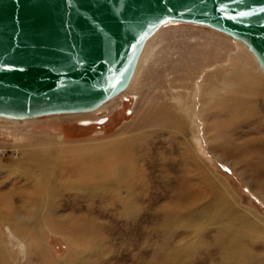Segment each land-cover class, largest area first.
<instances>
[{"label": "rangeland", "instance_id": "obj_1", "mask_svg": "<svg viewBox=\"0 0 264 264\" xmlns=\"http://www.w3.org/2000/svg\"><path fill=\"white\" fill-rule=\"evenodd\" d=\"M178 97L182 108L176 102ZM239 98L246 105L254 102L257 110L244 121L219 128L226 132L223 142L226 140L230 147L227 155L219 147L218 137L212 136V125L233 113ZM226 104L227 110L223 108ZM165 110L178 115L184 127L179 130L156 120L147 121L150 111L162 116ZM217 110L223 112L217 114ZM195 116L201 118L198 128L191 124ZM100 118L105 119L97 123ZM139 119L147 125L142 130L140 125L132 127ZM83 120L91 122L81 124ZM257 125L264 128V74L246 46L208 26L191 22L165 25L147 41L127 89L98 109L27 120L0 117V195L6 199L8 188L20 182L23 186L21 179L50 171V166L60 162L75 160V166L83 167L81 164L88 159L86 152L103 146L113 152L122 147L115 140L126 135L137 141L142 137L145 148L148 145L150 149L142 182L129 180L131 175H118L120 184L115 180L118 185L104 194L97 189L96 195L82 198L70 188L57 185L54 191L44 194H51L55 199L52 204H23L18 195L22 186L17 184L19 188L15 186L10 197L13 208L19 207V214L25 216L27 223L41 225L12 227L0 220V264H42L38 257L41 247L54 261H77L75 264H264V169H249L234 149L244 138L264 136V129ZM144 146H137V152L130 151L137 155V164L145 157ZM78 154L85 155L81 157L83 162L80 158L76 161ZM191 161L202 170L199 179L221 184L232 198L229 206L240 211L242 217L233 219L237 225L228 230L229 236L218 228L224 222L221 214L229 208L217 204L219 199L211 203L205 183L192 171ZM187 186L202 188L204 194L193 204L180 206L179 197ZM25 193L26 196L31 192ZM116 193L137 204L135 213H124V204L115 197ZM193 196L188 194L186 198L191 200ZM33 210L36 221L29 217ZM86 213L89 222H99L102 228V235L93 241V246L78 243L72 247L66 237L45 227L46 214L60 223ZM58 217L64 220L59 221ZM31 228L42 231L43 238L37 246L31 239Z\"/></svg>", "mask_w": 264, "mask_h": 264}, {"label": "water", "instance_id": "obj_2", "mask_svg": "<svg viewBox=\"0 0 264 264\" xmlns=\"http://www.w3.org/2000/svg\"><path fill=\"white\" fill-rule=\"evenodd\" d=\"M171 20L242 41L264 72V0H0V116L97 108Z\"/></svg>", "mask_w": 264, "mask_h": 264}, {"label": "bare ground", "instance_id": "obj_3", "mask_svg": "<svg viewBox=\"0 0 264 264\" xmlns=\"http://www.w3.org/2000/svg\"><path fill=\"white\" fill-rule=\"evenodd\" d=\"M175 22H185V21H176V20L173 21V20H171V21H168L167 23L163 24L149 38H147L143 48L145 47L147 41L158 30H160L165 25L172 24V23H175ZM196 24H199V23H196ZM199 25H203V24H199ZM204 26H207V25H204ZM233 39H235V38H233ZM235 40H238V39H235ZM243 44L245 45V43H243ZM143 48H142V50L140 52V55L138 57V60H137L133 75L135 73L139 58H140L141 53L143 51ZM246 48H247V46H246ZM249 52H251V51L249 50ZM251 54L253 55L252 52H251ZM254 58H255V56H254ZM255 60H256V58H255ZM256 62H257V60H256ZM257 64L259 66L258 62H257ZM259 68H260V66H259ZM260 70L262 71L261 68H260ZM263 74H264V72H263ZM133 75H132L128 85L130 84V82H131V80L133 78ZM128 85L120 93H118L117 95H114L113 97L109 98L108 100H106L105 102H103L101 105H99L97 108H95L93 110H90V111H78V112H68V113H65V114H76V113L92 112V111L98 109L100 106H102V105L108 103L109 101L113 100L114 98L119 96L121 93H123L127 89ZM239 89L237 88V90H239ZM252 91H253V89H252ZM250 97H251V95H250ZM176 102H177V104H178V106L180 108L183 107L182 101H181V99L179 97L176 99ZM224 102H226V101H224ZM229 102H231V101H229ZM253 103H252V105H246V104H244L243 100L241 98H239L238 99V107L233 110L234 111L233 113L228 114V116L225 119L217 120L214 125L211 124L213 126V129L211 130L212 131L211 134H212V136L216 135L218 137V145H219V147H221L223 149L224 154L228 155L230 153V149H229L230 147H229V144L226 142V140L223 142V140L226 137L225 130L223 129V131L222 130L220 131L219 128H222L223 126H225V129H226V128H228V126L235 125L234 122H236V121H241V120L244 121L245 119H248L253 114L252 112H254V110L256 109V107H255V105H253ZM227 104L223 105L224 109L228 108ZM236 105H237V103H236ZM190 107H192V106H190ZM220 107L221 106H219V108ZM195 108H196V105L193 106L192 109H191L192 110V114H194L193 112H195ZM220 111H222V110H217V114H221ZM150 112L147 113V121L148 122H152V121L156 120V121H159L163 125L165 123L167 125V127H170V128H173V129H179V130H180V127H184L182 121H180V117H178V115H176V114H173L172 112H169V111L165 110V111L162 112V116L154 115V113L152 114ZM56 114H59V113H56ZM259 114H261V113H259ZM237 116H238V118H236ZM0 117L1 118H6V119H15V120H27V119L35 118V117L9 118V117H3V116H0ZM214 117H216V116H214ZM221 118H223V117L221 116ZM104 119L105 118H100V119L96 120V122L97 123L102 122ZM200 120H201V118H199V117L196 118V116H195V118L191 119V121H192L191 124H194L196 126V128H198V126L201 123ZM144 121L145 120H142V119L140 120L139 119V120H137V122L135 121L132 124V127H133L134 124L135 125H140L141 126L140 129L142 130L145 127V125H146V124H144L145 123ZM90 122H91L90 120L80 121L81 124H90ZM177 127H179V128H177ZM260 127H259V129H260ZM128 128H130V126ZM255 129H256V127H255ZM261 129H264V128L261 127ZM260 131L262 132V130H260ZM126 136L127 137H124L123 139L119 138V139L115 140L116 141L115 143L116 144L119 143L122 147H118L115 151H113L114 153L112 151H108V149L105 148L106 146H103V148L98 149V151H93L91 153L86 152L85 153L86 156L82 155V154H78L76 156V161L80 158L79 161L83 162L82 159H81V157H83V156H85V158H88L87 160H85L81 164L83 167L75 166V160L73 162H71V163H70V161H68L69 163L68 162H60V163H57L54 167L50 166V168L52 169L50 171L44 170L42 173H39L38 176H35V177L27 176V177L24 178L25 180L21 179V180H23V186H22V183L20 182L19 184L16 183V185L12 186L13 188L12 187L8 188L7 193H6L8 195L7 196L8 199H6L5 195H4L5 197H2V195H0L1 196L0 197V220L7 221V223L9 225H11L12 227H19L22 224H28V226H31L33 224V226H34V225H36L38 223V222H33V221L30 222V223H27V221H25L26 220L25 216L19 214V207L17 209L13 208V205H12L13 204V200L10 197L14 194L12 192H15L14 188H16L15 186H17V184L21 185L22 186L21 190H23L22 192L18 193V195L20 194V199H22L21 202L23 204L31 203L32 205H35L37 203L38 204L39 203L42 204L43 202H46L47 204H52L53 203L52 201H54L55 199L50 196L51 194H49L47 197H45L44 194L51 193L52 191H54L53 188H55V186H57V185H60L62 188H64V187L70 188V190H72L73 193L79 194L80 197L82 196V198H83V196L86 197L88 195H91V196L96 195V190L97 189L99 190V193L104 194L111 186H113V185L117 186L118 184H120V182H119L120 179H117L118 175H119V177H122V176H126L127 177V176L131 175V178L129 177V180L136 181V182H138V181L142 182L145 179L144 176L146 175L145 174L146 173V162L145 161L149 158V152H150L149 151L150 150L149 146L146 145V148H145V146H144V141L145 140L142 137H141V139H142L141 141H137L136 138H134V137H128L129 135H126ZM147 136L148 135H146V133H145V137L146 138H147ZM221 138H222V141H220ZM214 139H215V137H214ZM239 144L240 145L236 144L238 148H234V149L237 151L236 154L239 153V155L241 157H243L244 161L247 162L249 169L251 167H252V169H255V170L256 169H264V156H262L264 154V136L249 137V138H246V139L244 138V140L241 141ZM123 145L124 146L128 145L129 147H124ZM137 146H144V148H145V152H144V156H145L144 158L145 159L143 158L142 162L140 161V164L136 163L137 155L136 154L132 155L131 152H130L131 150H134L135 152H137V150H136ZM121 148H122V151H120ZM188 151L190 152V150H188ZM219 152H220V150H219ZM94 154H97V155H94ZM236 159H237V157H236ZM195 165L196 164H194V162L191 163L192 171L193 170H194V172L196 171L195 175L199 179V178L202 177V176H198V175H202V170H201V168L199 167L198 164H197L198 166H195ZM75 167H78V168H75ZM82 168H83V170H82ZM204 169L206 170V168H204ZM77 170H79V171H77ZM262 171H264V170H262ZM89 175L91 176V179L87 178ZM206 175H209V174H206ZM126 177H125V179H126ZM211 177H213V176H211ZM202 179L204 180V178H202ZM202 179H199V181H201L202 183H205V187H207L206 190H207V193L210 196L209 200H211V203L214 202L215 200L219 199V203H217V204H220L222 207L229 208V209H225L223 211V213L221 214V216H223L222 220L224 222H222L219 226L217 225L218 228L221 229L222 233H225V234L228 235L229 234L228 230L235 229L237 223L234 220L237 219V218L242 217L241 213H240L239 210L229 206V204L233 203V201L231 203V199L232 198H230L227 190L221 184L216 183V182H212V181L210 182L209 180H206V178H205L204 181ZM115 180H117L118 184L116 183ZM200 185L202 186V184H200ZM192 186L190 188L187 186V188H185L181 192V195L179 197L180 198V204H179L180 206L188 204L189 202L193 204L195 202V199H197L200 195L204 194V192L202 193V188H200V190H199L197 188V186H195L194 188ZM263 187H264V185H263ZM259 188H260V186H259ZM189 190H191V191H189ZM29 191L31 193H29L28 195L25 196V194H26L25 192H29ZM99 193H97V195H99ZM192 193L194 195L193 196L194 198L192 197L191 200L186 198V195L192 194ZM16 195H17V192H16ZM40 196H42V197H40ZM74 196H76V195H74ZM115 197L118 198V200H119V202H121V204H124V208H125L124 213L125 214H127V213L128 214L135 213V211L138 209L137 204L132 203L131 201L128 200V198L122 197L121 194L116 193ZM217 202H218V200H217ZM216 208H217V206H216ZM201 209H202V207H201ZM240 209H242V208H240ZM208 210H210V208ZM35 214H36V212H35V210H33L31 212V214H29L30 215L29 217L33 218V220L36 221L37 218L36 219L34 218V217H36ZM198 215H200V214H198ZM201 215H202V213H201ZM249 216H251V215L249 214ZM45 219H48V221L45 222V227L48 228L47 230L59 233V234L63 235L64 237H66L68 242H69V244H71L72 247H77L78 243L83 244V245H85L87 247L91 246L93 244V241L96 240L97 238H99L102 235V228H101V225L99 224V222L97 224L89 222V215L87 213L84 214V215L72 216V219L66 220V221H63L64 219H62V217H58L59 221H63V222H60V223L54 222L53 218L50 217L49 214L45 215ZM206 220H207V217H206ZM215 221H216V219H215ZM211 222H212V220H211ZM199 224H201V223H198L197 225H199ZM37 225L40 226L41 223H38ZM259 225H262V224H259ZM217 226H215V227H217ZM250 226H252V225H250ZM263 226H264V224H263ZM202 227H203V225H202ZM196 228H199V227H196ZM251 230H252V228H251ZM31 232L33 233V235L31 236V239L36 241L35 245L37 246V244H41V240L43 238L42 237V231L41 230H37L36 228H31ZM198 232H196V234ZM225 234H224V236H226ZM240 235H238V236H240ZM230 236H231V234H230ZM218 237H220V236H218ZM203 243H205V242H203ZM230 246H232V244ZM181 248L183 249V247H181ZM243 248H246V247H244V245H243ZM39 252H40L41 255H39L38 257H39L40 262L42 264H75V262H77V261H72V260H65V261H61V262L54 261V259H52L51 256L42 247L40 248ZM173 257L174 256H172V258ZM241 262H242V260H241Z\"/></svg>", "mask_w": 264, "mask_h": 264}]
</instances>
